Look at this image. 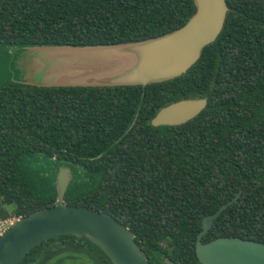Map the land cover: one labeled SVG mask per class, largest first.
Returning <instances> with one entry per match:
<instances>
[{
	"label": "trees",
	"instance_id": "trees-1",
	"mask_svg": "<svg viewBox=\"0 0 264 264\" xmlns=\"http://www.w3.org/2000/svg\"><path fill=\"white\" fill-rule=\"evenodd\" d=\"M217 38L185 73L146 85L0 84V222L56 201L124 224L150 264H201L202 218L231 201L202 236L264 243V0H225ZM193 0H0V43L98 46L154 38L182 26ZM206 98L194 118L150 124L163 106ZM243 188L240 191L241 181ZM41 256V258H40ZM110 264L85 238L41 242L20 264ZM47 260V261H46Z\"/></svg>",
	"mask_w": 264,
	"mask_h": 264
},
{
	"label": "water",
	"instance_id": "water-1",
	"mask_svg": "<svg viewBox=\"0 0 264 264\" xmlns=\"http://www.w3.org/2000/svg\"><path fill=\"white\" fill-rule=\"evenodd\" d=\"M193 3L195 10L182 26L146 40L81 47H16L42 57L64 59L58 60L48 73L50 76L44 74L39 82L10 80L7 83L40 87L146 85L178 77L199 58L203 47L217 38L228 9L225 0H193ZM206 102V98L171 102L155 113L150 124L157 127L185 123L200 113ZM71 179V168L59 166L55 175V203L16 219L1 233L0 264H20L38 244L61 235L85 238L106 256L110 264H150L124 224L102 211L64 202ZM242 188L243 180L240 191ZM230 202L203 216L202 228L194 243L197 261L201 264H264L262 242L237 236L201 241L214 219ZM163 263L174 264L168 257L163 258Z\"/></svg>",
	"mask_w": 264,
	"mask_h": 264
},
{
	"label": "rangeland",
	"instance_id": "rangeland-1",
	"mask_svg": "<svg viewBox=\"0 0 264 264\" xmlns=\"http://www.w3.org/2000/svg\"><path fill=\"white\" fill-rule=\"evenodd\" d=\"M63 57H45L38 53L31 52L22 48L8 47L0 43V84H5L10 80L21 82H39L41 76H46L54 69L56 62ZM113 66V64H112ZM111 70V69H108ZM48 81H46L47 83ZM53 83V82H52ZM15 220L10 218L5 224L8 227ZM41 258V256H40ZM56 256L47 259L45 264L55 261ZM39 260L36 261L37 264ZM55 263V262H54ZM60 264V263H59ZM61 264H70L67 261ZM72 264H90L86 258L82 256L76 257Z\"/></svg>",
	"mask_w": 264,
	"mask_h": 264
},
{
	"label": "built area",
	"instance_id": "built-area-1",
	"mask_svg": "<svg viewBox=\"0 0 264 264\" xmlns=\"http://www.w3.org/2000/svg\"><path fill=\"white\" fill-rule=\"evenodd\" d=\"M6 223H7V220H4V221L0 222V235L7 228L6 225H5Z\"/></svg>",
	"mask_w": 264,
	"mask_h": 264
},
{
	"label": "flooded vegetation",
	"instance_id": "flooded-vegetation-1",
	"mask_svg": "<svg viewBox=\"0 0 264 264\" xmlns=\"http://www.w3.org/2000/svg\"><path fill=\"white\" fill-rule=\"evenodd\" d=\"M162 263H163V260H162ZM70 264H72V263H70ZM164 264V263H163Z\"/></svg>",
	"mask_w": 264,
	"mask_h": 264
}]
</instances>
